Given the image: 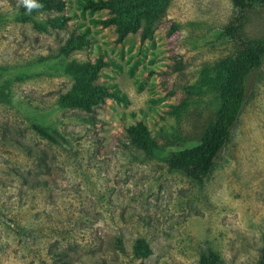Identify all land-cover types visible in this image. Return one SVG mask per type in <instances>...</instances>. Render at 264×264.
Segmentation results:
<instances>
[{
    "label": "rangeland",
    "instance_id": "1",
    "mask_svg": "<svg viewBox=\"0 0 264 264\" xmlns=\"http://www.w3.org/2000/svg\"><path fill=\"white\" fill-rule=\"evenodd\" d=\"M61 13L24 20L19 0H0V264H258L264 250V62L210 176L171 170V151L196 145L220 105L213 67L237 42L225 33L229 0H169L152 36L116 42L108 9L64 0ZM65 16L63 28L39 29ZM238 36L264 40V4ZM82 36L67 60L106 66L96 84L118 99L85 112L60 109L72 80L58 48ZM142 122L153 155L128 128ZM47 129L54 140L36 131ZM145 244L147 255L137 252Z\"/></svg>",
    "mask_w": 264,
    "mask_h": 264
},
{
    "label": "trees",
    "instance_id": "2",
    "mask_svg": "<svg viewBox=\"0 0 264 264\" xmlns=\"http://www.w3.org/2000/svg\"><path fill=\"white\" fill-rule=\"evenodd\" d=\"M41 5L29 12L24 6V20L43 12L61 13L65 8L64 0H36ZM169 0H85L83 10L96 12L108 9L111 18L99 20L103 27L115 26L116 42L121 43L129 34L140 32V40L149 39L155 26L163 18ZM235 16L225 29V33L234 39L237 50L213 67L214 78L210 79L211 88L218 93L220 105L213 118L208 123L204 133L196 145L171 151L166 159L171 170L184 174L189 179L203 184L210 176L213 166L220 153L230 139L231 131L237 125L243 110L251 78L262 67L264 62V40H246L237 34L238 25L245 16L247 9L264 0H229ZM68 17L56 16L37 25L39 29L48 31L63 28ZM87 42L82 36L70 37L63 46L58 48V57L64 65V74L72 80L70 89L58 96L57 105L60 109H77L91 112L92 109L104 102L106 98L118 99L113 93L96 84L100 71L106 66L98 58L95 62H78L67 60L66 57L76 49H82ZM1 94V93H0ZM37 132L47 139L54 140L51 133L44 127L35 126ZM131 143L153 155L156 145L149 138V132L142 122L128 128ZM137 252L147 255L145 244L139 246ZM59 264H67L60 262ZM199 264H223L216 253L203 254ZM258 264H264V250Z\"/></svg>",
    "mask_w": 264,
    "mask_h": 264
},
{
    "label": "clouds",
    "instance_id": "3",
    "mask_svg": "<svg viewBox=\"0 0 264 264\" xmlns=\"http://www.w3.org/2000/svg\"><path fill=\"white\" fill-rule=\"evenodd\" d=\"M19 2L22 3L29 12H31L33 9H38L41 7V5L36 2V0H19Z\"/></svg>",
    "mask_w": 264,
    "mask_h": 264
}]
</instances>
